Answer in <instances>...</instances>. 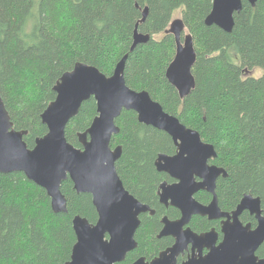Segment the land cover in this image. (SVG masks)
<instances>
[{"label":"trees","instance_id":"16d2710c","mask_svg":"<svg viewBox=\"0 0 264 264\" xmlns=\"http://www.w3.org/2000/svg\"><path fill=\"white\" fill-rule=\"evenodd\" d=\"M213 0H0V95L13 128L26 131L33 148L47 134L41 114L55 100L56 83L76 63L97 68L106 77L128 55L124 78L135 91H146L163 110L211 144V164L228 176L217 181L220 206L229 210L245 194L258 197L264 214V0L255 7L242 2L234 27L226 33L204 21ZM148 9L140 24L143 11ZM179 12L197 54L192 74L195 89L181 100L166 79L176 43L167 33ZM149 41L131 52L134 31ZM160 37L157 39V37ZM262 69L259 78L247 76ZM97 116L94 98L85 101L66 127L65 137L80 148L78 134ZM120 132L110 147L122 146L115 167L135 198L158 207L155 190L164 175L154 162L175 152L164 132L141 124L133 111L115 121ZM61 192L67 213L54 214L44 189L22 173L0 174V264H65L76 243L72 221L80 216L95 224L98 216L89 194H77L70 180ZM161 214L158 211L157 216ZM210 226L199 222L196 230ZM157 220L144 223L135 238L138 248L126 264L166 246L156 239ZM264 258V252L261 253Z\"/></svg>","mask_w":264,"mask_h":264},{"label":"water","instance_id":"95a60500","mask_svg":"<svg viewBox=\"0 0 264 264\" xmlns=\"http://www.w3.org/2000/svg\"><path fill=\"white\" fill-rule=\"evenodd\" d=\"M255 7L258 0H213L206 17V26H216L226 33L234 27V15L242 10V2ZM148 9L143 11L142 24ZM176 43L174 59L166 71V79L181 100L195 89L192 74L197 54L193 38L186 34L182 19H174L166 31ZM149 41V35L134 31L131 52L137 45ZM128 55L116 65L113 75L106 77L97 68L76 63L62 75L53 91L56 98L41 114L47 134L36 139L33 148L24 141L26 131L13 128L10 115L0 95V174L22 173L30 182L45 190L54 214L67 213V200L61 192L63 182L70 180L77 194H89L98 219L91 224L87 219L75 216L72 225L76 243L70 260L65 264H120L126 255L136 248L134 234L139 226V215L148 207L142 205L125 189L115 164L122 155L121 147L111 149L113 136L120 132L116 119L123 111H133L139 123L167 134L176 147L173 156L159 154L155 161L157 172L175 180L174 185L161 183L160 201L179 208L181 219L176 222L163 220L160 237L171 235L176 239L173 247L159 254L150 262L139 258L132 264H176V256L192 243L208 248L209 253L187 264H264L256 256L264 244V217L258 197L245 195L232 217L222 213L215 188L217 180L228 176L224 168L209 165L216 159L214 146L202 141L199 132L183 125L176 117L166 113L162 106L151 99L146 91L130 89L125 82L124 70ZM94 98L97 116L91 126L78 134L80 148L70 144L65 137L69 122L75 118L82 104ZM196 179H199L197 181ZM213 195L208 206L199 204L193 195L197 191ZM249 210L257 219V226H243L238 216ZM193 215L209 219L227 217L223 224V240L215 246V235H197L182 231ZM230 219L233 221L230 222ZM212 239L211 243L208 241Z\"/></svg>","mask_w":264,"mask_h":264},{"label":"flooded vegetation","instance_id":"af4514ba","mask_svg":"<svg viewBox=\"0 0 264 264\" xmlns=\"http://www.w3.org/2000/svg\"><path fill=\"white\" fill-rule=\"evenodd\" d=\"M172 144H173V146L175 148V152L173 154L169 155V156H173L176 153V147H175V145H174L173 142H172ZM117 147H121V149H122V146H120V145L117 146ZM210 161H212V160H210ZM210 161H209V165H214V164H211ZM154 166H155V162H154ZM217 167H219V166H217ZM219 168H222V167H219ZM160 174L164 175L161 183L167 182L168 183L167 185L168 186H171V185H174V183L176 182L175 180H173L172 178H170L167 174H164V173H160ZM220 178H222V177H220ZM196 180L199 181V179H196ZM161 183L158 184V186H157V188L155 190V196L157 198L158 207H153V206H151V205H149L147 203H144V202L138 200L137 198H135L127 190L130 193V195H132L135 199H137L142 205L148 207V210L146 212H142L139 215V221H140V223H139V226L136 229V232L134 234V239H135V242H136V245L137 246H136V248L133 251L129 252L128 254L134 252L138 248V246H139V243L136 240L135 235H136L138 229L144 223V221L147 224L148 223L151 224V222L157 220V223L159 225V228H158V232L154 235L155 238L156 239H168L169 243L166 246H164L162 249L158 250L157 253L152 254V255H149V256H139L137 258H134V260L131 263H129V264L134 263L139 258H145V260L147 262H150L153 259H155L156 257H158L160 253H162V252L170 249L171 247H173L174 244H175V242H176V239L173 236H171V235L164 236V237H160V234H161V232H162V230H163V228L165 226V224L163 223V220L164 219H167L169 222H176V221H179L181 219V216H182L181 210L179 208H176V207H174V206H172L170 204L171 203V200L170 199L167 201V204L161 203V201H160V195H159L160 186L162 185ZM215 195L217 197L218 206H219L221 212L222 213H226L230 217H232L233 212L236 210L237 206L239 205V203L241 202V200L243 199V197L245 195H249V194H245L243 197H241L239 199V201L234 205V207H232L229 210L223 209L220 206V204H219V197H218V194H217V183H216V188H215ZM193 198L199 204L204 205V206H208L212 202V200H213V195L211 193L207 192V191L200 190V191H197L193 195ZM260 202H261V200H260ZM261 210H262V216L264 217L262 205H261ZM158 211H160L161 214H159L157 216ZM238 219H239L240 223L243 226L250 225L252 229H254L257 226V219L255 218L254 215H251L250 214V211L249 210H244L238 216ZM227 221H228V218L227 217H222L220 219H209L208 216L193 215L191 217V219L189 220V222L185 226H183L182 231H185V230L188 229V230L192 231L193 233H195L197 235L206 234V233H213V235H215V243H214V245L215 246H218L222 242V240H223V231H222L223 224L225 222H227ZM232 221L233 220L230 219V222H232ZM199 222H207V223L210 224V226L207 229H204V230H196L194 228V226L197 225V224H199ZM208 241H210V243H211L212 239H209ZM262 252H264V244H262L261 246H259L258 249H257V251H256V253H255L256 256L259 259H264L263 257L260 256ZM208 253H209V249L208 248H201V249H199V247L194 246L192 243H189L184 248V250L181 253H179L178 256H176L175 262H176V264H187L192 259L198 260L200 257L207 256ZM128 254L126 255V259H127ZM120 264H126V260H125V262L120 263Z\"/></svg>","mask_w":264,"mask_h":264},{"label":"rangeland","instance_id":"374dc122","mask_svg":"<svg viewBox=\"0 0 264 264\" xmlns=\"http://www.w3.org/2000/svg\"><path fill=\"white\" fill-rule=\"evenodd\" d=\"M178 18H179V12H175L174 13V19H178ZM158 38H160V37L158 36L157 39ZM262 74H263L262 69H254L249 74H247V76H252L253 78H259L262 76Z\"/></svg>","mask_w":264,"mask_h":264}]
</instances>
